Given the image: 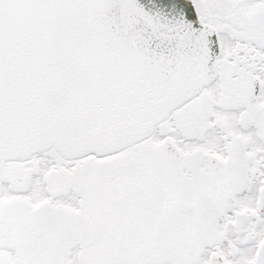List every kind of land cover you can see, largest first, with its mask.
<instances>
[{
  "label": "snow or ice",
  "instance_id": "1",
  "mask_svg": "<svg viewBox=\"0 0 264 264\" xmlns=\"http://www.w3.org/2000/svg\"><path fill=\"white\" fill-rule=\"evenodd\" d=\"M0 264H264V0H0Z\"/></svg>",
  "mask_w": 264,
  "mask_h": 264
}]
</instances>
